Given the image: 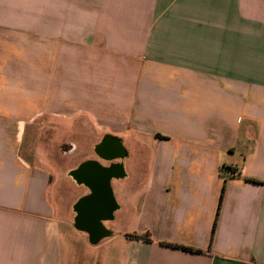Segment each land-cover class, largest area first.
Segmentation results:
<instances>
[{"label":"crops","instance_id":"obj_1","mask_svg":"<svg viewBox=\"0 0 264 264\" xmlns=\"http://www.w3.org/2000/svg\"><path fill=\"white\" fill-rule=\"evenodd\" d=\"M65 104L121 150L97 240L76 174L109 164L68 170L100 264H264V0H0V264H63Z\"/></svg>","mask_w":264,"mask_h":264},{"label":"rangeland","instance_id":"obj_2","mask_svg":"<svg viewBox=\"0 0 264 264\" xmlns=\"http://www.w3.org/2000/svg\"><path fill=\"white\" fill-rule=\"evenodd\" d=\"M60 118L58 127L54 126L50 130L53 132L57 129L59 136L52 138L54 134L49 136V132L46 131L48 129L45 130L44 154L46 157L49 156L52 164L58 168L57 178L54 181L55 192L53 190V196H51L56 203L55 214L65 218L69 228L64 233V241L62 240L67 244L63 245V264H100L99 250L91 247L89 239L83 236L73 224L72 204L84 188L78 185L68 170L74 164L91 158L107 164L100 159L94 149L99 141L98 134L105 132L104 126L93 117L90 119L88 114H84L83 108L71 107L67 104L60 108ZM108 130L113 129L109 126Z\"/></svg>","mask_w":264,"mask_h":264},{"label":"water","instance_id":"obj_3","mask_svg":"<svg viewBox=\"0 0 264 264\" xmlns=\"http://www.w3.org/2000/svg\"><path fill=\"white\" fill-rule=\"evenodd\" d=\"M115 174V168H105L94 162L85 164L76 174L79 181L89 183L95 188L94 195L77 205V209L81 213L77 225L91 231L97 228L98 232L92 235L94 240L99 239L103 233L100 224L101 217L108 216L109 210L114 205L110 181Z\"/></svg>","mask_w":264,"mask_h":264},{"label":"flooded vegetation","instance_id":"obj_4","mask_svg":"<svg viewBox=\"0 0 264 264\" xmlns=\"http://www.w3.org/2000/svg\"><path fill=\"white\" fill-rule=\"evenodd\" d=\"M96 152L100 155V159H102L103 161L108 162L109 166L107 168H115V170L118 172L117 166L114 164H111L110 162L113 161L114 156L118 155L121 150L119 148V146L117 145V142L115 139L113 138H106L102 141V143L99 145V147H97ZM82 168V167H80ZM91 187H93L90 184ZM95 190V188H94ZM78 222V219L76 220ZM97 228H95L93 231H91L92 235L96 234L95 232H98V230H96Z\"/></svg>","mask_w":264,"mask_h":264},{"label":"trees","instance_id":"obj_5","mask_svg":"<svg viewBox=\"0 0 264 264\" xmlns=\"http://www.w3.org/2000/svg\"><path fill=\"white\" fill-rule=\"evenodd\" d=\"M235 171L233 168H230V167H223L222 168V172H224L226 174V176H229L228 175V172L229 171ZM223 196H224V190L222 191V194H221V200H220V203H219V207H218V211H217V218L215 220V223H214V227H213V234L215 232V229H216V226H217V219H218V215H219V212H220V209H221V206H222V199H223ZM212 234V236H213ZM145 239H150L149 238V234L147 233L144 237ZM92 242H95V241H92ZM170 245H173V246H176V247H180V248H184V249H187V250H191V251H196V252H201V249H198V248H194V247H189V246H184V245H179V244H173V243H169Z\"/></svg>","mask_w":264,"mask_h":264},{"label":"built area","instance_id":"obj_6","mask_svg":"<svg viewBox=\"0 0 264 264\" xmlns=\"http://www.w3.org/2000/svg\"><path fill=\"white\" fill-rule=\"evenodd\" d=\"M237 174H238V173H237L236 171H231V170H230V171L228 172V175H229V176H236Z\"/></svg>","mask_w":264,"mask_h":264}]
</instances>
